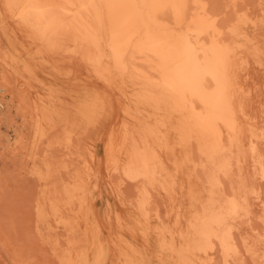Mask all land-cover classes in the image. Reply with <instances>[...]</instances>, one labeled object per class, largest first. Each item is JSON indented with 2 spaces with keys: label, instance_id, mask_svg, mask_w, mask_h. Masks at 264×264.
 <instances>
[{
  "label": "rangeland",
  "instance_id": "rangeland-1",
  "mask_svg": "<svg viewBox=\"0 0 264 264\" xmlns=\"http://www.w3.org/2000/svg\"><path fill=\"white\" fill-rule=\"evenodd\" d=\"M209 1L224 13V27L234 25L227 39L242 44L245 104L264 136V0H240V15L228 8L232 0ZM0 2V264H176L168 243L174 238L180 245L181 232L192 237L189 223L205 216L212 199L240 192L247 200L234 229V253L216 252L197 264H263L264 180L244 173L234 157L239 148L223 149L233 166L227 172L192 142L181 147L169 121V130H161L168 149L160 154L175 198L162 189L163 177L143 198L144 184L112 169L107 146L121 125L142 132L155 127L153 110L136 104L128 79L104 67L97 73L65 23L38 39ZM260 151L264 156V143Z\"/></svg>",
  "mask_w": 264,
  "mask_h": 264
},
{
  "label": "bare ground",
  "instance_id": "bare-ground-1",
  "mask_svg": "<svg viewBox=\"0 0 264 264\" xmlns=\"http://www.w3.org/2000/svg\"><path fill=\"white\" fill-rule=\"evenodd\" d=\"M242 1L232 0L227 3L228 8L240 15ZM4 3L21 27L35 33L38 39L44 40L46 29L57 22L65 23L97 73L104 67L107 74L114 72L128 79L136 104L153 110V114H148L155 127L149 125L142 132L121 125L107 146L112 169H122L128 180L144 184L139 193L143 198L149 196L161 177L166 181L162 189L170 200L175 198L160 154L168 149L163 132L169 130V121L175 123L181 147H191L192 142L199 152L206 153L227 172L233 166L223 155V149L239 148L241 154L234 157L244 167V173L253 171L259 180H264V156L260 151L264 136L250 105L245 104L247 91L241 76L246 61L241 60L242 44L234 47L227 39L234 25L224 27L227 25L222 22L224 13L214 12L209 0H4ZM243 17L247 15L244 13ZM107 74H101L100 78L112 86ZM124 114L134 117L128 110ZM118 115L113 117L115 121ZM246 200L242 192L233 198L212 199L205 216L189 223L192 237L181 232L180 245L174 238L168 243L176 264L206 263L216 252L224 257L233 254L234 229ZM139 208L141 212L147 211L146 201H141ZM258 254L264 264V238Z\"/></svg>",
  "mask_w": 264,
  "mask_h": 264
}]
</instances>
